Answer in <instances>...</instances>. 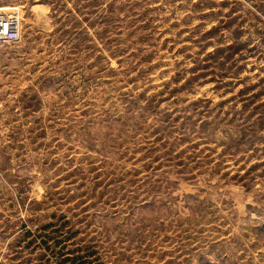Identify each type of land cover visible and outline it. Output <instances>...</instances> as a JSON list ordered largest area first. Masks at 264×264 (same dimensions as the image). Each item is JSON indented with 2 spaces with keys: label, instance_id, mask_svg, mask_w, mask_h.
Masks as SVG:
<instances>
[{
  "label": "rangeland",
  "instance_id": "374dc122",
  "mask_svg": "<svg viewBox=\"0 0 264 264\" xmlns=\"http://www.w3.org/2000/svg\"><path fill=\"white\" fill-rule=\"evenodd\" d=\"M0 10V264H264V0Z\"/></svg>",
  "mask_w": 264,
  "mask_h": 264
},
{
  "label": "built area",
  "instance_id": "2783aa9c",
  "mask_svg": "<svg viewBox=\"0 0 264 264\" xmlns=\"http://www.w3.org/2000/svg\"><path fill=\"white\" fill-rule=\"evenodd\" d=\"M20 20L16 14L0 10V47L20 38Z\"/></svg>",
  "mask_w": 264,
  "mask_h": 264
}]
</instances>
